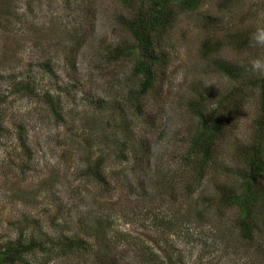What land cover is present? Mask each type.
<instances>
[{"label":"rangeland","instance_id":"rangeland-1","mask_svg":"<svg viewBox=\"0 0 264 264\" xmlns=\"http://www.w3.org/2000/svg\"><path fill=\"white\" fill-rule=\"evenodd\" d=\"M134 13L122 0H0V245L25 229L89 239L90 253L51 264H156L154 253L178 264H264V202L246 245L237 208L219 200L220 187L238 185L236 150L259 112L250 83L264 75V0H203L176 14L143 95L134 57L119 54L135 45L125 25ZM210 37L223 42L207 54ZM217 60L238 66L236 77ZM28 83L32 93L17 89ZM240 84L237 127L188 195L194 178L182 156L198 125L189 102H215ZM97 164L106 182L93 178Z\"/></svg>","mask_w":264,"mask_h":264},{"label":"trees","instance_id":"trees-1","mask_svg":"<svg viewBox=\"0 0 264 264\" xmlns=\"http://www.w3.org/2000/svg\"><path fill=\"white\" fill-rule=\"evenodd\" d=\"M139 1L140 5L136 0H122L125 6L135 10L131 19L125 22L135 40V45L121 48L119 54L134 57L133 73L141 78L139 94L143 95L152 87L156 76V67L162 60L161 52L157 50L160 43L159 37L175 20L176 14L196 9L203 0ZM174 7L177 9L176 12ZM236 34L234 36L242 44L243 41H240V37L244 33L240 31L238 35ZM222 42L212 37L207 38L203 41V49L207 54L213 53ZM216 62L232 76H235V71L239 68L236 65L227 64L225 61L217 60ZM250 84L257 90L259 105V112L254 121L253 135L248 143L241 145L236 150V157L240 158L244 164V168L237 171L238 185L220 187L222 193L219 199L224 207L237 208L235 228L238 231L239 239L246 245L256 243V231L259 230L257 221L264 202V182H261L264 179V75L259 79L252 80ZM17 89L31 93L34 91L31 83H28L26 87L19 86ZM245 90L244 84H240L225 92L215 102L206 96L192 99L189 102L190 109L198 119V125L195 132L189 136L187 148L182 156V165L187 169L190 167L191 177L194 178L186 180L187 186L185 187L188 190V195L196 190L197 183L202 181L206 173L209 172L217 158L220 142L228 136L233 128L237 127L238 115L244 108ZM45 100L52 111L57 114V105L49 92L46 94ZM135 104V108L139 109V104L137 102ZM20 130L22 131V128ZM22 136L19 132L18 143L24 151L29 153L30 147ZM100 166L102 164L93 167L92 176L102 183L106 181ZM89 244L88 238L76 234L55 236L43 233L37 235L33 231L20 229L14 238L8 239L0 245V264H51V260L57 257H64L72 253L84 256L90 253ZM158 257V254L154 253L153 259L156 260V264H178L171 258L160 259Z\"/></svg>","mask_w":264,"mask_h":264}]
</instances>
